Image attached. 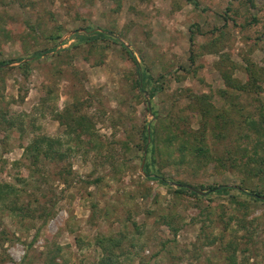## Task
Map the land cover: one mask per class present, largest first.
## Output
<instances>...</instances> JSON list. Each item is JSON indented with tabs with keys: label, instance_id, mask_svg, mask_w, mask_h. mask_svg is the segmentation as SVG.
<instances>
[{
	"label": "rangeland",
	"instance_id": "374dc122",
	"mask_svg": "<svg viewBox=\"0 0 264 264\" xmlns=\"http://www.w3.org/2000/svg\"><path fill=\"white\" fill-rule=\"evenodd\" d=\"M197 1L0 0V181L20 196L0 207V264H45L56 246L67 264H95L102 235L122 239L131 264H229L232 252L236 264H264V202L239 193L250 192L242 174L166 153L167 185L145 172L154 125L166 152L178 144L173 129L200 128L189 94L210 96L231 120L264 105V91L239 95L223 78L247 81L252 63L264 86V0ZM87 26L132 50L148 75L143 91L118 43H78ZM36 135L60 138L65 156L34 164L25 148ZM208 136L211 153L223 154L225 143ZM180 182L231 189L197 197L176 192Z\"/></svg>",
	"mask_w": 264,
	"mask_h": 264
},
{
	"label": "trees",
	"instance_id": "16d2710c",
	"mask_svg": "<svg viewBox=\"0 0 264 264\" xmlns=\"http://www.w3.org/2000/svg\"><path fill=\"white\" fill-rule=\"evenodd\" d=\"M190 1H192L195 6L200 7L197 0ZM0 30L3 33H7L5 31L6 28L0 27ZM90 31L92 34H90ZM76 37L79 40L78 43H87L90 45L95 44L98 40H107L108 38L112 39L113 42L118 43L126 52L127 57L135 64L137 74L139 75L135 80V85H137L140 92L143 91L146 86L145 81L148 78V75L145 74L143 70L139 69L140 65L137 62L135 54L124 42L117 39L112 30L90 29V26H87L84 31L77 34ZM42 54V51H36L33 53V57H40ZM4 62L5 61H0V64H3ZM25 68L26 72H28L27 65H25ZM246 69L249 78L245 82L225 74L223 78L227 87L237 91L239 95H248L251 93L260 95L264 91V86L262 85V82L260 83V73L263 68H257L254 64L250 63ZM160 78L161 77L155 80V83L149 90V94L152 97H154L155 93L161 88V86L157 85ZM222 92L225 93L224 91ZM189 97L190 104L193 105L191 110L194 113H197L201 120L200 128L196 131L183 129L179 131L173 129V137L178 141V144L176 147L174 142L168 140L169 147L166 152L159 145L161 142L158 137L160 123L158 122L154 125L151 132V145L148 148V156L145 163V172L147 173V176L149 178L157 179L161 184H168V180L165 178V173L163 172L164 164L163 162L160 163L159 160V158L161 159L165 153L168 157V161H171V158H174L177 155L178 160L179 157L191 156L192 160L190 162L194 161L199 163L217 159V162L221 165H226L227 163V165H230L228 167L229 169H233L242 174L241 184L245 190L250 189V192H239L241 195H244L245 193L248 195L246 199L254 202H264V200L259 197V195H264V105L261 103V105L256 108L257 111L254 114L248 113L244 116L239 115L237 116L238 119L233 118L231 120L229 119L230 116L226 115L225 110L222 112L218 110L210 96L206 94L199 96L189 94ZM153 112L155 113L156 111L153 110ZM255 114H258V116ZM175 123L178 124V122L173 121L172 125ZM170 124L171 122L167 125V129L171 127ZM80 125L83 126V124ZM176 127L178 128V126ZM208 133L212 134V138L215 139L216 143H225V148L222 151L223 154L213 155L211 153L212 147L209 144ZM147 138L148 133L146 126H144L142 130V140L143 143L145 142L144 144H146ZM61 145L62 141L60 138L36 135L28 146H26L25 154L32 156L34 164H37L43 155L44 157L54 160L57 158L61 159L65 154L56 148ZM143 146L144 145L139 146V148L141 147L140 149L143 150ZM185 160L186 159H184V161ZM151 173H154V175ZM184 183L185 182H180L176 192H190L194 196L202 197L199 192L190 188L192 186L185 185ZM230 189L231 188L227 185L218 184L209 186L208 190L204 192L221 194L229 193ZM206 193L202 195H206ZM13 196L16 198L20 197L19 189L10 182L0 181V207L7 205V202L12 199ZM234 202L238 203V209H245L248 207L247 204L238 199ZM19 208L23 210L24 206H19ZM48 215H50V210L46 211L45 216ZM96 243L100 247L102 254L95 264H131L134 260V257L130 254L131 252L123 248L122 239L115 238L114 236L102 235L96 239ZM229 247H231V244L226 245L225 250ZM52 249L46 254L45 264L68 263V259L64 258L65 253L62 247L56 246ZM58 258H61V262L57 261ZM227 259L230 261L229 264L237 263L234 252L228 254Z\"/></svg>",
	"mask_w": 264,
	"mask_h": 264
},
{
	"label": "water",
	"instance_id": "95a60500",
	"mask_svg": "<svg viewBox=\"0 0 264 264\" xmlns=\"http://www.w3.org/2000/svg\"><path fill=\"white\" fill-rule=\"evenodd\" d=\"M192 190H195V191H197V192H199L200 194H205L206 192H202V191H199V190H197V189H195L194 187H190ZM259 197L262 199V200H264V195H259Z\"/></svg>",
	"mask_w": 264,
	"mask_h": 264
}]
</instances>
